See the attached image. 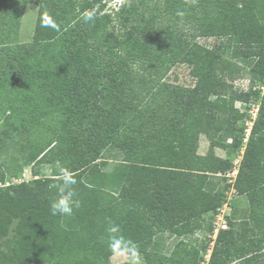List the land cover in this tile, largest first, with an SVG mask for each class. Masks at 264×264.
<instances>
[{"label": "trees", "instance_id": "1", "mask_svg": "<svg viewBox=\"0 0 264 264\" xmlns=\"http://www.w3.org/2000/svg\"><path fill=\"white\" fill-rule=\"evenodd\" d=\"M30 2L37 19L22 41ZM157 6L132 0L115 30L102 0H0V153L18 143L32 172L50 167L12 182L0 160V264H113V235L134 245L139 264H203L209 245L197 234L214 231L207 216L231 188L248 207L208 236L207 264H264V0ZM211 37V46L199 40ZM178 65L193 84L167 78ZM239 75L260 102L226 183L252 121L236 104L246 95L230 82ZM57 162L77 179L70 216L50 212ZM127 254L119 264H136Z\"/></svg>", "mask_w": 264, "mask_h": 264}, {"label": "rangeland", "instance_id": "2", "mask_svg": "<svg viewBox=\"0 0 264 264\" xmlns=\"http://www.w3.org/2000/svg\"><path fill=\"white\" fill-rule=\"evenodd\" d=\"M138 1V0H137ZM151 6H154L155 4L158 5L157 8L162 7V0H147ZM103 3H105V10L106 12H110L111 14L115 15V20L113 24L111 25L112 29L119 30L120 22L119 18L117 17L116 12L119 11V9L126 5L128 6L132 0H102ZM37 11L38 8L37 6L30 2L27 5L25 14L22 19V27L20 30V40L22 41H27L32 37L34 28H35V23L37 19ZM119 19V20H118ZM163 20V17L160 19ZM201 42L213 45L216 43V39L211 37V38H200L199 39ZM167 78L171 81H174L176 83L184 84V85H191L193 84L194 80L190 76L189 73V68L186 65H178L176 67H173L169 73L167 74ZM236 90L239 92H245L246 95L238 99L236 104L237 107L245 110L247 109L248 114L251 115L252 121L247 120L246 126V139L244 140V146L237 152L231 155V158L233 159L234 163L237 162L238 165L241 161L242 154L244 152V147L246 144L247 137L250 134L249 128L252 126L253 120L255 119L257 112H258V106H259V99L255 98L254 96H251L249 94V80L246 75L242 76L239 75L237 76L234 80L230 81ZM248 92V93H247ZM256 113V114H255ZM209 148V142L205 135H202L200 138V152L201 153H206ZM215 152L220 155V156H228L226 150L222 148H215ZM23 154L19 149V144L18 143H11L8 144L0 153V160L5 162L8 170V181L12 182H20L23 180H30L34 178V172L38 176H49L50 175V167L47 165H41L36 168L34 172L31 171V168L29 165L26 164L25 160L23 159ZM116 160L114 159H109L108 164L106 165L105 169L110 171L113 166L116 164ZM238 169V166H237ZM227 182H233L234 178L231 175H227ZM229 199L226 203L222 205L220 208L222 210V214L226 215V220L229 218H240L244 215V211L248 207V201L247 198L243 195H237L236 191L231 188L229 190ZM207 220H209L211 223H215V217L213 215H208ZM228 221V220H227ZM197 239L200 241V247L202 250L206 247V242L207 245L210 247L213 246L214 242H209L207 232L206 231H201L198 233ZM173 243V239L169 240L168 244ZM207 252L205 253V255ZM208 255V254H207ZM130 259L129 255L126 253L125 255L118 256V255H113L111 258V261L113 264H119L122 263L126 260ZM136 264L141 263V260L139 258H135L133 260ZM203 264H207L206 261L203 262Z\"/></svg>", "mask_w": 264, "mask_h": 264}, {"label": "clouds", "instance_id": "3", "mask_svg": "<svg viewBox=\"0 0 264 264\" xmlns=\"http://www.w3.org/2000/svg\"><path fill=\"white\" fill-rule=\"evenodd\" d=\"M95 18V13L93 11H88L84 14L83 19L88 21H93ZM45 23L43 27H53L55 24L48 18L44 17ZM57 170V176L54 183L50 185L51 188L56 190V197L50 203V212L53 216H70L73 214L74 208L79 207V202L74 200L76 196L74 185L77 184V179L73 173L66 167L62 166L60 162L55 165ZM110 233L118 232V228L113 226L109 228ZM110 248L113 252L122 256L126 253H131L133 260L136 256V251L134 245L131 242L124 240L123 237H118L113 235L110 238Z\"/></svg>", "mask_w": 264, "mask_h": 264}, {"label": "built area", "instance_id": "4", "mask_svg": "<svg viewBox=\"0 0 264 264\" xmlns=\"http://www.w3.org/2000/svg\"><path fill=\"white\" fill-rule=\"evenodd\" d=\"M262 89L264 90V86H262ZM256 114V113H255ZM251 128V127H250ZM250 128H249V130H250ZM235 164V167H234V169L231 171V172H229L227 175H231V173H232V176H233V178L235 179V177H236V175H237V172H238V169H237V166H238V168H239V165H238V163L237 162H235L234 163ZM240 164V163H239ZM234 189V188H233ZM235 190V189H234ZM229 199V198H228ZM214 217H215V223H214V231L212 232V233H210L208 236L209 237H211V238H213V240L216 238V236H217V234H218V232H219V230H221V229H227L228 228V221L226 220V215H223L222 214V210L219 208L218 209V211H217V213L214 215ZM197 235H199V234H197ZM213 242V241H212ZM211 242V243H212ZM211 251H212V246L210 247L209 246V249H208V251H207V254H206V256H205V261H206V263L208 262V260H209V257H210V254H211Z\"/></svg>", "mask_w": 264, "mask_h": 264}]
</instances>
